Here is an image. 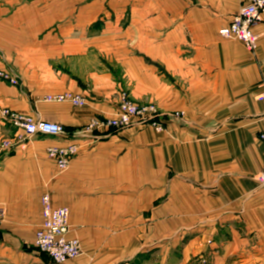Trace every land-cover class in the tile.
I'll return each instance as SVG.
<instances>
[{"label": "crops", "instance_id": "1", "mask_svg": "<svg viewBox=\"0 0 264 264\" xmlns=\"http://www.w3.org/2000/svg\"><path fill=\"white\" fill-rule=\"evenodd\" d=\"M247 0H0V106L63 125L37 135L0 117V264H54L35 246L41 197L70 209L83 254L64 264H264V15L255 51L220 37ZM169 117L78 136L121 90ZM72 92L87 103L48 104ZM80 146L60 173L47 150Z\"/></svg>", "mask_w": 264, "mask_h": 264}, {"label": "built area", "instance_id": "2", "mask_svg": "<svg viewBox=\"0 0 264 264\" xmlns=\"http://www.w3.org/2000/svg\"><path fill=\"white\" fill-rule=\"evenodd\" d=\"M264 0H247L239 12L235 14L229 25L219 30L220 37L235 39L248 50L255 51L258 45V35L254 27L263 20ZM0 78L11 85H18L19 81L8 71H0ZM257 100L264 105V81ZM48 104H70L81 108L86 105V99L72 92L51 93L42 98ZM0 117L17 129L24 131L27 140L37 135L66 136L67 130L63 125L32 116L21 114L15 110L0 106ZM169 117L182 119V112L165 113L155 104H138L131 101L126 92L121 94L116 115L105 119H92L77 133L78 136L89 137L98 131L117 132L132 126L153 127L162 131ZM264 139V135L261 136ZM14 147L11 141L5 140L0 144V151H10ZM80 152V146L71 143L65 146H52L47 153L56 162L57 170L63 173L68 170L72 159ZM259 183L264 187V170L258 176ZM6 219V210L0 206V226ZM70 209L55 207L51 196L45 192L41 197V224L36 232L35 246L37 250L47 255L54 264H64L75 260L83 254L81 241L71 237Z\"/></svg>", "mask_w": 264, "mask_h": 264}, {"label": "rangeland", "instance_id": "3", "mask_svg": "<svg viewBox=\"0 0 264 264\" xmlns=\"http://www.w3.org/2000/svg\"><path fill=\"white\" fill-rule=\"evenodd\" d=\"M122 92H126V94L128 95V97L130 98V100L131 101H134L132 98H131V96H130V94L126 91V89H123V90H121V93H120V96H119V103L121 102V94H122ZM135 102V101H134ZM135 103H137V102H135ZM138 104H140V103H138ZM149 104V103H148ZM151 104V103H150ZM157 106V105H156ZM82 108V107H81ZM116 115V114H115ZM166 123H167V121H166ZM146 128H148V129H152L153 131H155L156 133H158V134H165V132H166V125H165V127H164V129L162 130V131H158V130H156L155 128H153V127H146Z\"/></svg>", "mask_w": 264, "mask_h": 264}]
</instances>
